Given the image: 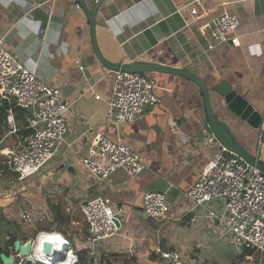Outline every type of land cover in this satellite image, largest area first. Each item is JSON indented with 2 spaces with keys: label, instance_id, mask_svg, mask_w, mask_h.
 <instances>
[{
  "label": "crops",
  "instance_id": "1",
  "mask_svg": "<svg viewBox=\"0 0 264 264\" xmlns=\"http://www.w3.org/2000/svg\"><path fill=\"white\" fill-rule=\"evenodd\" d=\"M97 1L86 0L91 11ZM186 4L187 0H103L93 28L78 0H0V38L6 36L9 50L41 79L56 84L70 106L68 134L55 158L23 181L16 174L0 176L2 213L26 200L30 206L23 209L38 222L49 220L50 226L40 225V232L60 235L75 251L84 253L89 239L80 204L102 196L121 210L120 233L104 243L112 254H133L134 264H164L151 255L160 246L179 251L195 264H235L229 240L219 237L206 211L192 210L185 196L218 149L208 141L210 123L202 87L175 73H139L155 82L158 101L134 121L115 125L110 120L109 103L115 70L95 51L98 46L114 65L154 63L202 79L216 120L264 164V130L252 127L230 110L219 91L228 84L264 115V0L203 2L208 19L224 12L238 17L239 45L203 34L200 28L207 20H193L184 9ZM41 29L46 30L45 39L39 34ZM92 84L100 99L87 90ZM97 133L130 145L147 169L134 178L116 174L109 183L93 177L84 159ZM13 138L20 143V138L13 136L4 144ZM149 191L167 192L171 209L165 218H152L143 211V198ZM209 207L216 212L221 209L218 202ZM3 219L8 228L0 248L9 252L0 253V264H16L13 259L18 250L10 241L16 233L9 229L15 220ZM22 233V244L31 241L23 240L27 235ZM3 254L10 258L8 262Z\"/></svg>",
  "mask_w": 264,
  "mask_h": 264
},
{
  "label": "built area",
  "instance_id": "2",
  "mask_svg": "<svg viewBox=\"0 0 264 264\" xmlns=\"http://www.w3.org/2000/svg\"><path fill=\"white\" fill-rule=\"evenodd\" d=\"M204 1L187 0L184 7L193 20H207L201 25V32L210 34L218 42L239 45L240 39L236 35L238 17L224 12L208 19L209 11L205 10ZM39 34L46 38L45 29H41ZM154 87L155 82L142 74L115 71L109 101L111 122L118 125L141 116L158 101ZM87 90L96 99L101 98L94 84ZM0 100L10 106L4 124L5 132L0 140V176L7 178L9 174H16L23 181L39 173L55 158L59 145L68 134L66 120L70 106L56 84L41 79L35 69L27 67L9 50L6 36L0 38ZM260 128L264 130V115ZM13 136L20 138L17 149L6 151L1 148L5 140ZM208 141L217 146L216 156L203 166L199 178L185 191V196L192 204L191 209L203 208L205 215L214 223L213 229L220 232L219 237L229 240L235 264H264V172L223 145L215 134H209ZM84 165L93 177L105 183L112 181L116 174L123 173L128 178H134L147 169L130 145L102 133H97L92 139ZM211 202H218L221 209L218 212L211 209ZM170 209L167 192L145 193L143 211L147 215L162 219ZM80 211L88 229L89 264L115 261L104 243L120 233L121 210L114 208L109 199L100 196L82 202ZM33 215L26 209L20 211L26 225L35 226L38 222ZM57 236L66 246L64 258L53 262L45 255L41 248L42 240L54 238H46L42 233L36 241H31V263L81 264L79 253L72 243ZM151 255L158 256L164 264H195L171 248L157 246ZM128 258H133V254ZM13 260L16 264H28L27 256L19 251L14 254Z\"/></svg>",
  "mask_w": 264,
  "mask_h": 264
},
{
  "label": "water",
  "instance_id": "3",
  "mask_svg": "<svg viewBox=\"0 0 264 264\" xmlns=\"http://www.w3.org/2000/svg\"><path fill=\"white\" fill-rule=\"evenodd\" d=\"M79 6L83 7L88 14L90 21L92 22V27H95L96 15L98 6L103 0L97 1V6L94 11H91L88 6L86 0H78ZM111 47H113V43H107ZM95 51L97 56L105 62V64L115 71L122 72H134V73H144L146 71L157 70V71H165L170 73H175L179 75H183L188 77L194 81H196L204 91V100H205V113L207 116V120L210 124L207 126L208 134H215L219 141L225 145L230 150L239 154L242 159L253 166H256L259 170L264 172V164L259 161L255 156L251 155L248 151H246L234 138L229 128L222 122L216 120L210 102V95L208 88L205 82L194 74L183 71L175 68H171L168 66H163L154 63H135V64H126V65H114L110 62L107 56H104L103 52L99 50L98 46L95 47ZM109 61V62H108ZM219 91L225 95V100L228 105V108L232 110L235 114H237L241 119L246 120L252 127L260 128L262 122V114L254 108V106L241 94H239L236 90L232 89L228 84H223L219 87ZM15 248L22 255L27 256V260L29 263L32 262V258L30 255V250L32 249V242L28 241L25 244H22L20 240L16 241ZM42 251L47 255L51 260L56 261L59 259H63L65 256L66 246L64 242L60 238L54 239H44L41 244ZM2 258L8 262L10 258H8L5 254L2 255Z\"/></svg>",
  "mask_w": 264,
  "mask_h": 264
},
{
  "label": "rangeland",
  "instance_id": "4",
  "mask_svg": "<svg viewBox=\"0 0 264 264\" xmlns=\"http://www.w3.org/2000/svg\"><path fill=\"white\" fill-rule=\"evenodd\" d=\"M0 103H1V100H0ZM66 123H67V120H66ZM18 142L19 141L17 139L13 138L12 140H8L1 147H3V148L7 147L8 150L14 151L18 147ZM26 191L29 192V189L27 188ZM27 206H30V203H28L25 200V202H23V204L20 203L19 205L15 204L14 206H12L10 209H8L7 213H2L1 210H0V244H1L2 247H4V244H5V230L8 228V223L3 218L14 219L15 220L14 223L16 225L11 226L9 228V229H11L10 231H12L13 233H18V234L23 232L22 234L23 235H27L25 237L29 238L31 241H36L37 238L40 236V234L43 233V232H40V229H39L40 225H43L45 227L46 226L48 227V225L50 226L49 220L48 221L37 222L35 224V226L32 227V228L29 227V225H26V223L24 222V220L20 216V211L24 207H27ZM52 225H51V227H52ZM64 226H66V225H64ZM74 243L76 244L77 240H74ZM256 260L258 261L259 258H257ZM233 261H235V260L233 259ZM115 264H121V263H119V261H118V262H115ZM247 264H250V263H247Z\"/></svg>",
  "mask_w": 264,
  "mask_h": 264
},
{
  "label": "trees",
  "instance_id": "5",
  "mask_svg": "<svg viewBox=\"0 0 264 264\" xmlns=\"http://www.w3.org/2000/svg\"><path fill=\"white\" fill-rule=\"evenodd\" d=\"M9 108H10V106L8 105L7 102H1L0 103V140H1L2 136L4 135V124L6 121V116L8 114ZM24 134H26V133H24ZM10 239H11L10 241H11L12 245H14V246H15L16 241H18V240L21 241V238H20L18 233L12 234V237ZM27 239L28 238H24L23 240L26 241ZM8 252H9L8 249H1L0 248V253H5L6 255H8ZM80 253H79V256H80L81 264H89L88 259H87V252H84V253L80 252ZM113 257H114L115 261L109 262L108 264H115L116 260H120L121 264H134L135 263V258H128V257H124L123 255L118 256V255H114V254H113ZM0 262H2L1 259H0ZM30 264H32V263H30Z\"/></svg>",
  "mask_w": 264,
  "mask_h": 264
},
{
  "label": "bare ground",
  "instance_id": "6",
  "mask_svg": "<svg viewBox=\"0 0 264 264\" xmlns=\"http://www.w3.org/2000/svg\"><path fill=\"white\" fill-rule=\"evenodd\" d=\"M45 237L46 238H59L56 234H51V233H48V234H45Z\"/></svg>",
  "mask_w": 264,
  "mask_h": 264
}]
</instances>
